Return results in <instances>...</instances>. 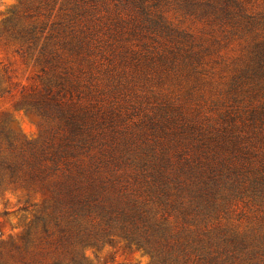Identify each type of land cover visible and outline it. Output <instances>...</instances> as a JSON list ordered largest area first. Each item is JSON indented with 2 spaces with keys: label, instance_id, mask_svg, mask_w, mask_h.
<instances>
[{
  "label": "trees",
  "instance_id": "16d2710c",
  "mask_svg": "<svg viewBox=\"0 0 264 264\" xmlns=\"http://www.w3.org/2000/svg\"><path fill=\"white\" fill-rule=\"evenodd\" d=\"M44 11L57 14L48 36L21 17L14 35L40 68L43 88L21 105L42 120L41 136L0 132V179L50 199L18 239L0 243V264H87L85 249L117 239L152 264H264V42H246L208 95L200 81L211 86L207 59L220 42H193L159 2L23 7L26 19ZM183 82L182 97L157 100L134 145L132 97ZM240 205L248 213L238 217L256 225L245 233L224 223Z\"/></svg>",
  "mask_w": 264,
  "mask_h": 264
},
{
  "label": "rangeland",
  "instance_id": "374dc122",
  "mask_svg": "<svg viewBox=\"0 0 264 264\" xmlns=\"http://www.w3.org/2000/svg\"><path fill=\"white\" fill-rule=\"evenodd\" d=\"M39 0H0V132L5 129L15 137L27 142H35L41 136L42 120L34 115L26 114L22 101L36 96L43 84L38 75L40 68L35 65L32 56H26L14 35L18 17L21 25L47 26L46 36L57 20V14L49 16L46 11L26 19L23 7L37 4ZM150 0L159 2L161 13L168 24L178 31L188 34L193 42L215 45V54L207 59L208 69L212 77L204 75L211 86L205 87L200 81L199 93L210 94L214 84H223L222 78L231 75L230 70L235 64L241 63L246 42H264V0ZM208 4L214 5L211 10ZM226 13V14H225ZM230 13V17L227 15ZM237 22V24H236ZM20 26L18 28H20ZM44 36L41 42H47ZM164 41L163 38L160 39ZM167 44L169 42H162ZM225 69V71H224ZM182 81V80H181ZM180 81V82H181ZM212 81V82H211ZM225 82V80H224ZM149 87V88H148ZM187 83L180 86L168 85L161 90L156 84L143 86L138 96L132 97L130 117L126 126L133 131V144H142L135 138L142 136L147 127L148 119L158 107V99L167 95L178 99L186 93ZM153 91V92H151ZM218 95H214L216 99ZM135 108V109H134ZM50 199L46 191H27L13 187L0 179V243L10 238L18 239L26 229L27 220H31L36 210ZM26 212L23 209L30 207ZM37 207V208H36ZM236 213L224 223L245 233L256 226L252 217L240 219L238 214L245 211L242 205ZM264 232V229H262ZM2 234V236H1ZM87 264H152V257L142 250L128 248L127 244L117 239L111 246L91 247L84 251Z\"/></svg>",
  "mask_w": 264,
  "mask_h": 264
}]
</instances>
